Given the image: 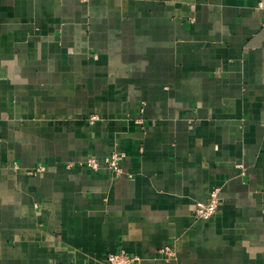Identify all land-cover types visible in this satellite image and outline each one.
I'll return each instance as SVG.
<instances>
[{
	"label": "crops",
	"instance_id": "obj_1",
	"mask_svg": "<svg viewBox=\"0 0 264 264\" xmlns=\"http://www.w3.org/2000/svg\"><path fill=\"white\" fill-rule=\"evenodd\" d=\"M166 245L264 264V0H0V264Z\"/></svg>",
	"mask_w": 264,
	"mask_h": 264
},
{
	"label": "built area",
	"instance_id": "obj_2",
	"mask_svg": "<svg viewBox=\"0 0 264 264\" xmlns=\"http://www.w3.org/2000/svg\"><path fill=\"white\" fill-rule=\"evenodd\" d=\"M98 118V115L93 114L90 116L89 121L93 123L98 120ZM124 157L125 154L123 152L115 151L107 156L103 162L96 157H90L81 162L80 166L88 167L94 170H99L103 167H106L117 174H122L124 170L121 167L120 162ZM68 166H72V164H68ZM44 170V166H39L30 172L37 174ZM220 204L221 188L215 187L211 190L210 196L206 202H198L196 204L195 216L203 219L211 218L217 213ZM159 254L166 264H181L178 260L177 254L171 246L166 245L160 248ZM106 260L107 264H139V262L142 260V256L139 254H129L126 251H121L118 253H109Z\"/></svg>",
	"mask_w": 264,
	"mask_h": 264
}]
</instances>
